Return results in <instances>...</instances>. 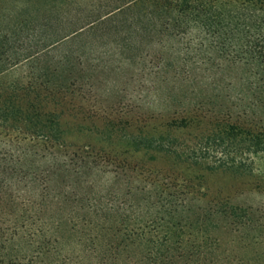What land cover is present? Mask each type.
<instances>
[{
	"label": "trees",
	"instance_id": "obj_1",
	"mask_svg": "<svg viewBox=\"0 0 264 264\" xmlns=\"http://www.w3.org/2000/svg\"><path fill=\"white\" fill-rule=\"evenodd\" d=\"M56 1L55 12H41V0H0V264H59L43 241L53 219L24 217L22 211L50 207L61 193L21 183L33 185L45 175L48 184L60 171L77 183L84 169L102 164L115 168V178H131L135 199L88 193L76 207L91 222L153 212L139 234L140 264H164L165 256L154 251L175 242L181 248L171 238L178 239L183 227L198 232L223 220L229 227L258 229L262 224L250 208H223L219 191L179 183L143 162H126L111 148L206 162L211 175L246 180L248 166L228 159L226 147L238 146L252 157L264 154V132L212 124L184 133V119L158 130L146 122L126 123L100 110L95 99L121 93L139 101L143 93L170 88L169 93L184 84L264 109V0ZM191 196L195 207L184 208ZM148 229L154 234L146 238ZM114 231L121 244H136L126 227ZM208 243L206 235L201 247ZM190 249L197 253L195 244Z\"/></svg>",
	"mask_w": 264,
	"mask_h": 264
},
{
	"label": "rangeland",
	"instance_id": "obj_2",
	"mask_svg": "<svg viewBox=\"0 0 264 264\" xmlns=\"http://www.w3.org/2000/svg\"><path fill=\"white\" fill-rule=\"evenodd\" d=\"M17 1L23 0H9L11 3ZM41 1V5L37 6V10L41 12H55L58 9L56 0ZM167 90L150 92L147 95L143 93L139 101L127 100L121 93H113L116 96L108 94L96 98L95 103L100 110L116 114L126 123L146 122L158 130H164L171 121L184 119L186 126L189 125L184 129V133L199 132L208 129L212 124H231L264 132L262 108L252 107L246 102L226 97L223 93L207 87L183 84L176 86L169 93ZM169 129L173 130V125ZM111 149L114 150L113 155L119 156L121 160L129 163L143 162L176 178L179 183L184 182L206 190L219 191L221 194L219 203L223 208L230 205L237 212L246 207L257 212L253 217L258 218L259 224H262L258 229L251 230L234 224L229 227L223 220L210 222L202 226L198 232V228L183 227L178 239L176 236L171 238V243L179 241L181 248H178L175 242L172 244L175 247L171 246L170 249L159 247L160 249L154 251V254L158 251L154 256H165L164 264H264V217H262L264 215V154L252 157L245 154L238 146L226 147L229 153L228 159L242 162L248 166L245 169L251 171L246 180H241L226 174H209L204 166H210V163L206 162L196 165L161 155L151 157L141 153L133 156L121 150L117 151L116 147ZM28 163H33V159ZM25 165L27 164L23 160L22 167L25 168ZM105 166L102 164L93 170L84 169L77 183L73 178L69 179L68 174L60 171L52 176L48 184L45 182V175L39 177L33 185H30V181L20 184L26 189L36 187L41 191L49 187L48 189L52 188L61 193L60 202H54L50 207L40 206L22 211L24 217L53 219V222L47 224L49 228L43 241L47 243V248L51 250V254L59 264H140L142 251L138 247L140 243L138 238L142 227L153 221L156 216L153 212L145 217L135 214H129L130 216L126 218L116 214L108 217L100 216L93 218L94 222H91V219L85 218L83 211L76 207L79 199L88 193L103 195L106 200L107 198L115 200L114 194H118L120 201L131 202L135 199L131 178L121 175L115 178L113 176L115 168ZM159 181L169 186L168 182L161 179ZM28 194L29 192H24V195ZM191 198L192 196L188 197L189 204H184V208L195 207L197 201L191 202ZM184 208L179 207L182 211ZM0 209H3L2 201H0ZM11 218L15 219L13 216ZM122 226L128 230L130 239L136 241L135 245L121 244L123 239L115 235L114 227ZM167 226L172 229L171 225ZM150 229L145 230L146 238L148 234L151 236ZM206 235L209 236L210 243L201 247ZM192 244L197 247L195 254H191Z\"/></svg>",
	"mask_w": 264,
	"mask_h": 264
}]
</instances>
